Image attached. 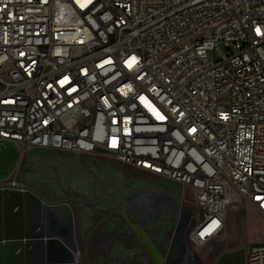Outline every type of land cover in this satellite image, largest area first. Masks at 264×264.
I'll list each match as a JSON object with an SVG mask.
<instances>
[{
  "label": "built area",
  "instance_id": "2783aa9c",
  "mask_svg": "<svg viewBox=\"0 0 264 264\" xmlns=\"http://www.w3.org/2000/svg\"><path fill=\"white\" fill-rule=\"evenodd\" d=\"M3 141L191 187L195 249L236 203L264 217V0H0Z\"/></svg>",
  "mask_w": 264,
  "mask_h": 264
},
{
  "label": "flooded vegetation",
  "instance_id": "af4514ba",
  "mask_svg": "<svg viewBox=\"0 0 264 264\" xmlns=\"http://www.w3.org/2000/svg\"><path fill=\"white\" fill-rule=\"evenodd\" d=\"M13 178L48 199H70L74 264H165L163 249L181 236L190 246L187 235L198 210L178 182L109 156L39 148L22 160Z\"/></svg>",
  "mask_w": 264,
  "mask_h": 264
},
{
  "label": "water",
  "instance_id": "95a60500",
  "mask_svg": "<svg viewBox=\"0 0 264 264\" xmlns=\"http://www.w3.org/2000/svg\"><path fill=\"white\" fill-rule=\"evenodd\" d=\"M31 151L21 154L13 142H0V264H74L77 249L70 199H48L13 178ZM163 254L165 264H206L195 248L184 244L182 236ZM215 264H245V251L224 252Z\"/></svg>",
  "mask_w": 264,
  "mask_h": 264
},
{
  "label": "rangeland",
  "instance_id": "374dc122",
  "mask_svg": "<svg viewBox=\"0 0 264 264\" xmlns=\"http://www.w3.org/2000/svg\"><path fill=\"white\" fill-rule=\"evenodd\" d=\"M221 55H223L222 51L217 53L218 57ZM209 56L214 59L215 53L210 52ZM219 103L228 105V98H219ZM184 190V195L191 199L192 188L185 187ZM255 243H264V217L251 205L236 203L228 211L226 228L222 235L208 244L209 254L212 255L209 257V264H213L224 252L242 249L246 245ZM216 250H220L219 253Z\"/></svg>",
  "mask_w": 264,
  "mask_h": 264
},
{
  "label": "crops",
  "instance_id": "0c3cea01",
  "mask_svg": "<svg viewBox=\"0 0 264 264\" xmlns=\"http://www.w3.org/2000/svg\"><path fill=\"white\" fill-rule=\"evenodd\" d=\"M144 173H145V172H144ZM145 174L154 177L153 175H150V174H148V173H145ZM183 189H185V187H184ZM196 250L201 254V256H202L204 262H205L206 264H209V257L212 256V255L209 254V245H208L207 247H199V248H197ZM219 251H220V250H216L217 253H219Z\"/></svg>",
  "mask_w": 264,
  "mask_h": 264
}]
</instances>
